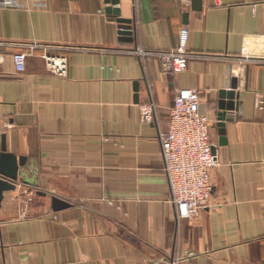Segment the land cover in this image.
Returning <instances> with one entry per match:
<instances>
[{
    "label": "crops",
    "instance_id": "crops-1",
    "mask_svg": "<svg viewBox=\"0 0 264 264\" xmlns=\"http://www.w3.org/2000/svg\"><path fill=\"white\" fill-rule=\"evenodd\" d=\"M21 1L0 7V145L26 159L30 183L4 193L0 264H264V0H119L130 41L104 0ZM182 27L184 72L134 53L175 49ZM33 44L17 73L13 54ZM43 53L65 57L67 74ZM234 80L222 136L219 94ZM183 90L200 92L218 162L191 220L171 202L159 141ZM147 103L151 124L139 121ZM51 196L70 207L53 212Z\"/></svg>",
    "mask_w": 264,
    "mask_h": 264
},
{
    "label": "built area",
    "instance_id": "built-area-1",
    "mask_svg": "<svg viewBox=\"0 0 264 264\" xmlns=\"http://www.w3.org/2000/svg\"><path fill=\"white\" fill-rule=\"evenodd\" d=\"M42 5L44 0H35ZM264 15V2L261 3ZM2 8H23L21 0H0ZM188 31L179 29L178 44L168 51L134 53L152 55L159 59L162 72L178 74L186 70L188 59L192 56L187 49ZM39 45L30 46L29 53L16 52L12 60L17 73L25 71L26 58L33 55ZM48 72L63 77L67 74L65 57L40 55ZM264 61V57H263ZM200 92L195 90L179 91L169 112L168 125L159 134L160 147L164 162V173L168 181L171 202L175 205L179 219L191 220L207 207L211 195L210 171L217 165V156L212 151L210 141V120L199 110ZM154 107L151 103L139 106V121L151 124Z\"/></svg>",
    "mask_w": 264,
    "mask_h": 264
},
{
    "label": "water",
    "instance_id": "water-1",
    "mask_svg": "<svg viewBox=\"0 0 264 264\" xmlns=\"http://www.w3.org/2000/svg\"><path fill=\"white\" fill-rule=\"evenodd\" d=\"M107 7L106 13L113 15L114 17L119 16L120 12L118 9L114 8L119 4V0H104ZM202 0H191V6L193 10H199L201 8ZM119 25V34L122 41H130V37L133 36V21L116 19ZM237 89V80H234L229 91H221L219 94L220 103L219 108L223 113H219L217 116L218 123L217 127L219 129V134L224 135V121L232 120V111L236 109L234 100L236 99L235 90ZM228 112V113H225ZM225 141L222 140L221 144ZM214 152V148H212ZM26 159L23 157H17L6 151V145L2 138V143L0 145V207L3 200L4 193L15 191L19 182L28 184L30 183L27 173L25 172ZM45 196V193H38ZM50 207L53 212H59L70 207V204L63 199L56 196H51Z\"/></svg>",
    "mask_w": 264,
    "mask_h": 264
}]
</instances>
